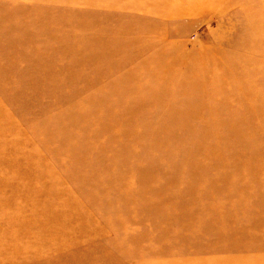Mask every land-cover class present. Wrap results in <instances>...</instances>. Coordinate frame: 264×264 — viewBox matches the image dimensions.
Here are the masks:
<instances>
[{
  "label": "rangeland",
  "instance_id": "1",
  "mask_svg": "<svg viewBox=\"0 0 264 264\" xmlns=\"http://www.w3.org/2000/svg\"><path fill=\"white\" fill-rule=\"evenodd\" d=\"M0 264H264V0H0Z\"/></svg>",
  "mask_w": 264,
  "mask_h": 264
}]
</instances>
